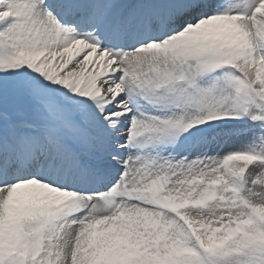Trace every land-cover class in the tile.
Returning <instances> with one entry per match:
<instances>
[{"label":"snow or ice","instance_id":"1","mask_svg":"<svg viewBox=\"0 0 264 264\" xmlns=\"http://www.w3.org/2000/svg\"><path fill=\"white\" fill-rule=\"evenodd\" d=\"M0 264H264V0H0Z\"/></svg>","mask_w":264,"mask_h":264}]
</instances>
